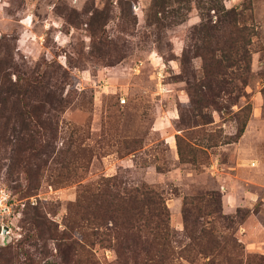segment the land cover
<instances>
[{"label":"rangeland","instance_id":"1","mask_svg":"<svg viewBox=\"0 0 264 264\" xmlns=\"http://www.w3.org/2000/svg\"><path fill=\"white\" fill-rule=\"evenodd\" d=\"M0 188V264H264V0H0Z\"/></svg>","mask_w":264,"mask_h":264},{"label":"trees","instance_id":"2","mask_svg":"<svg viewBox=\"0 0 264 264\" xmlns=\"http://www.w3.org/2000/svg\"><path fill=\"white\" fill-rule=\"evenodd\" d=\"M138 196H142V200L143 202H145L146 204H144L146 207H151V209L153 211H157L156 214V221L154 222V226L151 228L152 229V245L149 246V248H153V249H157L158 246H161V244L159 243L160 241H166V233H165V226L163 223V220H161V216H163V212L165 211V207L161 206L160 203L158 202L159 196L151 189H143L142 193L138 191ZM161 202V201H160ZM11 203V200H10ZM27 220L25 219V221L27 223L30 224V229L34 230L35 233L37 234V237H42V234L45 233L47 231V228L45 227L44 224H42L41 222H39V218H41V216L39 215V213L37 211H33V212H27L25 213ZM0 232H1V228H0ZM204 231L200 230V233L202 234ZM34 237L31 236L29 237V241L32 240ZM156 244V245H153ZM8 244H0V246L2 247H6ZM163 247V245H162ZM68 248L70 249H75L76 246L73 243H69L68 244ZM167 249L169 247H166ZM219 248V247H218ZM164 251V250H161ZM146 252L148 253V249L146 250ZM262 261L264 262V259L262 258ZM141 264H164V261H154L152 259H147L145 261H143Z\"/></svg>","mask_w":264,"mask_h":264},{"label":"built area","instance_id":"3","mask_svg":"<svg viewBox=\"0 0 264 264\" xmlns=\"http://www.w3.org/2000/svg\"><path fill=\"white\" fill-rule=\"evenodd\" d=\"M122 102H124V100H122ZM12 215L13 209L10 203V194L0 188V228L7 226L9 228V233L11 232L10 226ZM5 243H8V240H5L0 234V244Z\"/></svg>","mask_w":264,"mask_h":264},{"label":"water","instance_id":"4","mask_svg":"<svg viewBox=\"0 0 264 264\" xmlns=\"http://www.w3.org/2000/svg\"><path fill=\"white\" fill-rule=\"evenodd\" d=\"M0 234L2 235V237L4 239H6L8 237V234H9V228L7 226H3L1 228V233Z\"/></svg>","mask_w":264,"mask_h":264}]
</instances>
